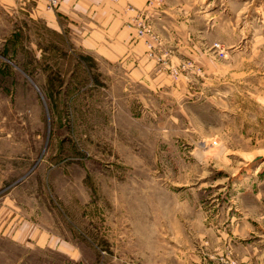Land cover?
<instances>
[{
    "label": "rangeland",
    "instance_id": "obj_1",
    "mask_svg": "<svg viewBox=\"0 0 264 264\" xmlns=\"http://www.w3.org/2000/svg\"><path fill=\"white\" fill-rule=\"evenodd\" d=\"M124 5L0 1V264H264V0Z\"/></svg>",
    "mask_w": 264,
    "mask_h": 264
},
{
    "label": "crops",
    "instance_id": "obj_2",
    "mask_svg": "<svg viewBox=\"0 0 264 264\" xmlns=\"http://www.w3.org/2000/svg\"><path fill=\"white\" fill-rule=\"evenodd\" d=\"M4 5H15L18 2H32L35 4L36 9L43 11L47 14L49 21H54L58 23V18H67L72 20L73 18H79L81 21L97 15L99 19L103 21L108 18L105 26L110 27L113 20L120 21L124 24L122 20L125 19V15H129L130 11L125 8V3L131 5V11L135 10L134 5L140 4V0H60L59 6L55 10L45 11V1L44 0H0ZM133 4V5H132ZM124 15V16H123ZM124 18V19H123ZM92 23L99 24L98 19L92 18ZM101 24V23H100ZM59 25V24H58ZM87 25V23H86ZM103 24H101L102 26ZM57 26V24H56ZM122 27V25H121ZM52 28H56L55 25ZM124 27H118L117 33L123 32ZM106 55V54H103ZM109 56V55H107Z\"/></svg>",
    "mask_w": 264,
    "mask_h": 264
},
{
    "label": "built area",
    "instance_id": "obj_3",
    "mask_svg": "<svg viewBox=\"0 0 264 264\" xmlns=\"http://www.w3.org/2000/svg\"><path fill=\"white\" fill-rule=\"evenodd\" d=\"M44 1L49 9L56 8L60 3V0H44Z\"/></svg>",
    "mask_w": 264,
    "mask_h": 264
}]
</instances>
